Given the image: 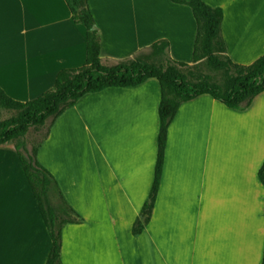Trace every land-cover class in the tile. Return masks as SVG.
I'll return each instance as SVG.
<instances>
[{
  "label": "crops",
  "instance_id": "1",
  "mask_svg": "<svg viewBox=\"0 0 264 264\" xmlns=\"http://www.w3.org/2000/svg\"><path fill=\"white\" fill-rule=\"evenodd\" d=\"M102 63L166 40L189 64L196 25L170 0H87ZM189 1V0H183ZM223 13L226 54L264 55V0H202ZM86 59L85 29L64 0H0V88L19 102ZM160 87L155 79L80 98L57 117L36 159L83 219L61 232V264H260L264 247V92L243 111L208 95L183 103L167 131L152 218L131 228L150 192ZM51 242L12 142L0 145V264H45Z\"/></svg>",
  "mask_w": 264,
  "mask_h": 264
},
{
  "label": "trees",
  "instance_id": "2",
  "mask_svg": "<svg viewBox=\"0 0 264 264\" xmlns=\"http://www.w3.org/2000/svg\"><path fill=\"white\" fill-rule=\"evenodd\" d=\"M74 24L86 32L85 64L57 73L53 86L34 100L19 102L0 88V109L16 113L0 121V145L12 142L14 150L38 206L51 242L45 264H61V232L69 224L80 225L83 219L64 200L52 175L36 159L38 145L29 146L26 134L30 129L50 127L54 120L85 95L108 88L137 87L155 79L160 87L158 106L159 129L153 183L148 197L134 221L131 233L136 236L152 218L160 186L168 127L179 107L202 95H208L228 109L243 111L264 92V55L249 65L233 63L226 54L221 35L223 13L202 0H170L187 6L196 25L192 58L189 64L177 62L169 55V44L160 40L142 48L131 57L105 66L100 58V37L87 0H64ZM161 58V59H159ZM159 60V62H156ZM205 63L223 72L217 83L205 77L188 80L190 66ZM264 187V161L257 172ZM264 215V206H263ZM260 264H264V247Z\"/></svg>",
  "mask_w": 264,
  "mask_h": 264
},
{
  "label": "rangeland",
  "instance_id": "3",
  "mask_svg": "<svg viewBox=\"0 0 264 264\" xmlns=\"http://www.w3.org/2000/svg\"><path fill=\"white\" fill-rule=\"evenodd\" d=\"M156 62H159V60H156ZM104 65L109 66L111 64L105 62ZM187 72H189L190 74L188 76V80L191 81H196V79L205 78V77L217 83H222L224 80L222 71L205 63H200L199 65L190 66L186 69V73ZM15 115L16 113L8 112L3 109H0V121L6 120ZM47 130H48L47 126L38 130L30 129L26 134V140L29 146H37L44 138L45 134L47 133Z\"/></svg>",
  "mask_w": 264,
  "mask_h": 264
}]
</instances>
